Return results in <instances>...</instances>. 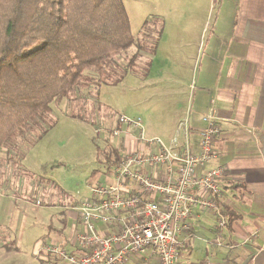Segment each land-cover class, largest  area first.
<instances>
[{"label": "crops", "instance_id": "0c3cea01", "mask_svg": "<svg viewBox=\"0 0 264 264\" xmlns=\"http://www.w3.org/2000/svg\"><path fill=\"white\" fill-rule=\"evenodd\" d=\"M171 9L180 10L178 17L163 19L157 29L153 28L156 16L143 22L134 37L133 60L139 66L151 68L160 52V42L168 43L163 51L175 66L167 69L174 75L171 79L174 84L168 87L173 96L168 105L173 108L169 115L158 118L156 126L165 131L168 139L175 133L178 122L187 116L190 143L197 149L198 132L203 127L201 116L212 106L220 126L213 142L217 157L196 172L217 165L225 169L220 194L215 197L226 216L225 225L219 227L217 217L208 211L195 210L177 234L180 242L177 263L264 264V0H181L173 2ZM208 12L211 18H207ZM199 14L201 18L195 19ZM189 47L192 55L186 52ZM187 58L189 62L193 59L192 65H187ZM185 66L188 77L181 89L173 79ZM185 85L187 90L183 91ZM180 90L182 98L177 94ZM147 129L148 135L160 136ZM121 144L125 150L138 146L124 133ZM7 155L9 152L0 150V208L3 211L0 246L3 248L12 241L10 234L14 229V224L6 223V219L14 212L15 216L21 212L25 198L19 192L26 188L23 181L7 173ZM22 157L20 167L26 168L21 164ZM105 170V176L109 177L110 171L105 173ZM54 198H36L39 205L35 200L28 205L55 209ZM77 203L51 211L43 218L45 232L35 243L34 253L40 264H63L40 250L43 243L54 242L77 253L73 242L80 228L75 211ZM97 228L107 233L102 224ZM156 262L148 252L126 260V264Z\"/></svg>", "mask_w": 264, "mask_h": 264}, {"label": "rangeland", "instance_id": "374dc122", "mask_svg": "<svg viewBox=\"0 0 264 264\" xmlns=\"http://www.w3.org/2000/svg\"><path fill=\"white\" fill-rule=\"evenodd\" d=\"M175 1L181 0H123L133 37L137 36L145 20L156 16L153 28L157 29L163 19L169 21L178 17L180 10L171 9ZM205 14L211 18L210 12ZM201 16L199 14L195 19ZM167 44L164 40L160 42V52L151 68L134 62L132 47L121 51L108 73L110 81L116 82L106 84L93 76L88 87H80L59 105H52V111L44 116V121L51 125L44 135L35 139L32 134L26 141L19 140L15 152L7 155V173L13 179L23 181L26 188L19 192L25 198L21 212L17 216L14 212L6 219V223L14 224V229L9 245L0 246V264H40L34 253L35 243L45 232L43 218L51 211H60L88 196L91 184L102 183L108 178L104 174L103 160L110 147L121 144V135L112 133L119 114L140 117L147 130L169 141L165 131L156 126L158 118L169 115L173 108L168 105L173 97L168 87L174 84L171 83L174 75L167 69L175 66L163 51ZM186 52L192 55V48H187ZM189 61L187 58V65H192L193 59ZM186 71L187 66L173 79L179 82L177 85L181 89L188 77ZM186 90L185 85L183 91ZM177 94L182 98L181 90ZM188 105L189 102L185 109ZM124 150L123 146L121 153ZM21 157V164L26 168L20 167ZM49 196L55 197V209H36L28 205L36 198L46 200ZM2 213L0 208V215Z\"/></svg>", "mask_w": 264, "mask_h": 264}, {"label": "built area", "instance_id": "2783aa9c", "mask_svg": "<svg viewBox=\"0 0 264 264\" xmlns=\"http://www.w3.org/2000/svg\"><path fill=\"white\" fill-rule=\"evenodd\" d=\"M201 121L196 149L190 143L187 116L166 142L148 135L140 117L119 114L112 133H124L138 146L124 150L107 181L91 184L89 195L75 206L80 227L73 241L77 253L54 242L41 244L40 250L63 264H126L128 257L147 252L156 264H178L177 234L195 210L216 216L219 227L226 222L215 200L225 169L217 165L196 172L217 157L213 142L220 126L212 106Z\"/></svg>", "mask_w": 264, "mask_h": 264}, {"label": "trees", "instance_id": "16d2710c", "mask_svg": "<svg viewBox=\"0 0 264 264\" xmlns=\"http://www.w3.org/2000/svg\"><path fill=\"white\" fill-rule=\"evenodd\" d=\"M134 45L123 0H0V150L44 135L52 105L93 76L116 82L109 69ZM109 149L105 173L123 146Z\"/></svg>", "mask_w": 264, "mask_h": 264}]
</instances>
